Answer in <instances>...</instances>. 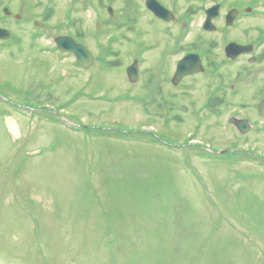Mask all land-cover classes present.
I'll return each instance as SVG.
<instances>
[{"label": "rangeland", "instance_id": "1", "mask_svg": "<svg viewBox=\"0 0 264 264\" xmlns=\"http://www.w3.org/2000/svg\"><path fill=\"white\" fill-rule=\"evenodd\" d=\"M71 1L0 0V14L9 4L27 20L71 25L64 32L98 57L83 70L48 48L51 34L32 39L35 23L0 20L22 38L0 42V264H264V131L226 125L236 113L258 116L246 103L264 78L241 97L229 94L235 68L174 88L175 24L150 27L151 15L113 25L109 0L82 11ZM112 5L114 16L139 9L138 0ZM124 32L130 41L107 44ZM191 35L185 48L221 57L218 34ZM133 57L144 62L136 83ZM216 84L225 87L214 101Z\"/></svg>", "mask_w": 264, "mask_h": 264}, {"label": "flooded vegetation", "instance_id": "2", "mask_svg": "<svg viewBox=\"0 0 264 264\" xmlns=\"http://www.w3.org/2000/svg\"><path fill=\"white\" fill-rule=\"evenodd\" d=\"M81 1L84 2L87 0H81ZM146 1L147 0H142V4H140V6H139L140 9L144 8V7L147 8L146 7V4H147ZM210 1H212L213 3H220L221 4L219 11L212 18V23L215 26L212 27V30H214V31L210 32V33H218L219 32L220 35H229V33H230L229 39L227 36H225V38H227L228 40L224 43V48L228 43H234V44H237L236 45L237 47L239 44L242 48H248V52H242V51L240 52L239 51V52L234 53V57L236 56L235 57L236 59L234 60L232 58H227L225 51H224L225 57H219V59L217 60L214 58H210L208 51L207 52L205 51L206 56H205V59L203 60V63H202L203 68H204L203 71L204 70L205 71L204 72L201 71L198 74H193V75H190L188 77L184 76L183 78L186 80L188 78L198 76L199 74H202L204 77L211 75V74H213L215 77H219L221 74H224L225 71L223 69H225L227 67H231L232 65H234L236 63H242L240 66L227 68V69L235 68V70H234L235 72L232 73V77L230 78L232 83L230 85L231 90H230L229 94L231 95V93L233 91L237 95L240 94V97H241L244 93H246L245 89L248 87V84L246 83L247 82L246 79H253L255 76H264V43H262V45L259 46L257 50L254 49L255 43L260 38L261 29H264V24L263 23H253V21L250 20L251 18H253L259 14L264 15V0H246V3L250 2V1L255 3L256 6L254 4H252V5L254 7H256V9L252 10L254 15L244 17V22L241 21L243 19L242 18L243 13L245 11L248 12L250 10L248 9L249 5L246 6V4H245L244 7L242 5H239L242 3V0H236L233 2H230L229 0H210ZM171 3H172V0H168V4H166V7L169 8L170 10H172L174 13L175 12L177 13L176 10H178V9H176V7L173 6ZM226 7H228V8H226ZM206 10L207 9H205V6H204L201 10H199V12H197V14L199 16H201L200 19L202 20V22H201V25H197V23L195 22V25L192 28L194 30L196 27L198 32H200L202 34L207 32L205 30L206 29L205 28V22L207 19V11ZM193 14H194L193 18H195V13H193ZM151 15L154 16V20H150L148 22L150 27H153L155 22H158L161 24H163L162 22H165L163 18H161L155 14L153 15V13ZM228 17L230 18L231 25H228V23H227ZM248 19L250 20V24H248L246 26V28L243 29L242 24L243 23L246 24L248 22ZM40 21L44 22V25H41L38 27H40V29L42 31L47 32L48 34H51L53 36V38L57 34H65L64 30L60 29V28H59L60 32H55L54 26L52 25L55 23L51 22L49 16L42 18ZM169 23L170 24L179 23L178 14L176 16V20L173 22H169ZM177 27L179 28V32L177 33V39L176 40H182L180 38V30L183 28V26L181 24V25H177ZM230 27L233 29H230ZM55 28H58L57 25L55 26ZM224 28H227L226 29L227 31L223 30ZM191 37H192V35L189 36L188 40ZM185 44H189V42H185ZM54 46H55V43H54ZM192 49L207 50V48H205V47H193ZM223 60L225 62L223 65H221L220 61H223ZM199 69L202 70V67H200ZM227 69H225V70H227ZM244 77H246V79ZM170 83H172V86L174 88L180 87V83H178L177 85H174L172 79L170 80ZM223 87H225L224 84H216L213 86V90L211 91V93H212L214 101H215V99L217 100L218 98H220V95H218V94L220 93V91ZM256 90L252 92L251 98H252V101H253V98H255V99L258 98V100L257 101L255 100L254 103H252V102L246 103L248 109H250L252 111L255 108L259 109V105L264 99V93L260 94V90H258V89H256Z\"/></svg>", "mask_w": 264, "mask_h": 264}, {"label": "water", "instance_id": "3", "mask_svg": "<svg viewBox=\"0 0 264 264\" xmlns=\"http://www.w3.org/2000/svg\"><path fill=\"white\" fill-rule=\"evenodd\" d=\"M8 36H9V34H8L7 31H6V33H5L4 30L0 29V38H2V37H8ZM67 39H68V38H66V37H61L60 40H58V41H61V43L59 42V45L62 47L61 44H63V43H65V42L69 41V40H67ZM67 45H68L67 48H69V49L75 51L76 53H78V55H79V62H80L81 64H83V65L86 66V64H88V62H85V61H84V58L81 57L82 52L84 51L83 49H81V48H83V47H82L81 45H79V44H76L74 41H69V42L67 43ZM62 48H63V47H62ZM88 58H90V56H88ZM85 59H86V58H85ZM129 73H130L131 76L136 74V70H135V67H134V66H131V67L129 68Z\"/></svg>", "mask_w": 264, "mask_h": 264}]
</instances>
